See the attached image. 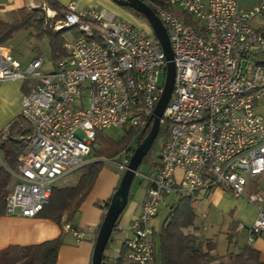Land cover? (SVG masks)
Returning a JSON list of instances; mask_svg holds the SVG:
<instances>
[{
  "label": "built area",
  "instance_id": "obj_1",
  "mask_svg": "<svg viewBox=\"0 0 264 264\" xmlns=\"http://www.w3.org/2000/svg\"><path fill=\"white\" fill-rule=\"evenodd\" d=\"M141 1L166 30L175 77L160 119L166 137L159 164L152 176H143L145 199L123 247L130 264H156L151 222L167 197L194 205L221 189L240 198L247 181L264 174V122L256 113L264 91V33L250 25L264 17V0L249 11L239 0H169L168 9ZM46 16L61 17L54 32L77 34L49 72H42L41 59L21 68L10 49L0 46V82L28 84L19 119L29 132L16 168L8 172L13 180L5 197L8 217L37 218L58 182L94 162L88 158L103 130L149 131L163 92L159 78L166 60L154 35L103 10H79L74 2ZM131 156L128 151L119 156L122 174ZM246 199L258 211L248 229L252 243L264 233V200L259 194ZM63 231L84 237L68 224Z\"/></svg>",
  "mask_w": 264,
  "mask_h": 264
},
{
  "label": "crops",
  "instance_id": "obj_2",
  "mask_svg": "<svg viewBox=\"0 0 264 264\" xmlns=\"http://www.w3.org/2000/svg\"><path fill=\"white\" fill-rule=\"evenodd\" d=\"M53 1L61 6L62 9L66 8L69 3L74 2L79 10H103L109 16L123 20L149 36L153 35L144 18L136 16L130 8H128V10H123L121 6L115 4L112 0ZM259 1L260 0H239V4L243 10L249 11L255 7ZM37 3H41L42 11H49L50 15L51 12L59 14L62 11L57 12L49 8L46 3L39 0H0V21L11 23L21 10L34 8ZM170 11L183 21L187 23L192 22L191 19L181 11L177 9H171ZM262 19L264 20V17ZM258 30L261 29L259 28ZM261 31L264 33V29ZM17 62L19 63V61ZM29 63L26 65L22 63L19 64L21 68H25ZM27 85V83L20 82H0V145L3 141L8 139L24 141L25 137L23 138V131L20 130L19 113L21 108V96L26 90ZM256 113L264 122V91L262 99L256 106ZM158 164L159 158L158 163L155 164L156 166L153 169L151 168L150 174L146 176H152ZM0 168H4L7 173L11 171L3 162L1 148ZM71 176L66 179L72 181L73 178ZM121 177L122 173L119 169L115 170L114 168L104 166L100 171L93 188L80 205L71 223V226L79 228L84 232V237L81 240L75 238L71 233L64 232L60 226L53 222L39 218L24 219L8 217L5 215V210H1L0 251L10 246L26 247L40 244L45 241L53 240L63 233L64 244L58 251L56 264H91L96 236L102 223L103 216L107 211V209L104 208V204L116 191ZM78 180L79 178L71 187L75 186ZM12 185L13 180L10 176V182L6 189L5 197L11 191ZM146 189L147 182L144 187L143 196L138 201H134L133 198L130 197L129 192L128 203L119 217L118 224L111 235L108 249L104 252V256L112 264L121 258V255H124V264H130L126 261L123 245L131 238L130 227L134 219L140 214L146 195ZM253 194L261 195L264 200V174L255 180L247 181L244 197L234 198L221 189H215L211 192L208 199L191 205L196 215L194 233L200 239L214 244L215 248L212 252L214 256L225 258L229 253H237L239 249L248 246L259 253L260 262L264 263V233L255 237L252 243L249 242L248 229L256 220L258 211L257 205L249 203L246 197ZM177 202L176 197H167L165 204L151 222V226L155 232L154 240L156 252L159 247L158 236L160 231L170 215L172 207H174ZM261 206L264 208V201ZM163 211L167 213L165 216L161 215ZM64 225L65 223L63 221L62 226ZM239 225L244 226V229L238 231L237 227ZM192 231L193 229L188 230V232ZM229 236L232 237V245L229 244ZM159 263V256L157 255L156 264Z\"/></svg>",
  "mask_w": 264,
  "mask_h": 264
},
{
  "label": "trees",
  "instance_id": "obj_3",
  "mask_svg": "<svg viewBox=\"0 0 264 264\" xmlns=\"http://www.w3.org/2000/svg\"><path fill=\"white\" fill-rule=\"evenodd\" d=\"M39 1L46 3L49 8L56 10L57 12L63 10L62 7L53 0ZM146 1L167 9L169 8V0ZM132 12L135 13L136 16L144 18L133 10ZM33 17V14L26 12V10H21L11 23L0 21V46L5 45L18 31L33 28ZM60 19L61 17L58 16L53 20L54 22L49 21V30H44L38 34V36L47 37L49 51L53 62H57L66 56L64 51L65 42L62 38V33L65 30L59 32H54L52 30L53 24L56 21H60ZM39 23H42V21L39 20ZM75 35L77 36V34ZM148 132L149 131L147 130L139 131L137 129H130L127 136L119 143H113L108 138L99 134L96 138L95 144L99 145L100 150L94 157L97 159L103 158L112 160L115 157H119L124 151L133 154L135 148L145 139ZM22 133L23 138L28 134V132ZM158 136L161 138L166 137V129L164 127L160 126ZM0 148L3 153L4 164L10 170H14L17 166V160L23 152L24 141L8 139L2 142ZM94 149L95 146L93 151ZM151 149L144 157L142 164L149 163ZM103 167L104 163L102 161L89 163L81 168L85 169V171L75 186L54 188L48 204L38 214L37 218L53 222L62 229L63 221L65 225H71L80 205L90 193ZM9 182V174L4 168H0V212L1 210H5L4 199ZM114 193L111 198L105 202L104 208L108 209ZM171 210L172 211L159 234V247L156 252V257L157 255L159 256V264H264L260 262L259 253L248 246L239 249L237 253H229L225 258L214 256L212 254L215 248L214 244L200 239L194 233L196 215L190 201L186 198H181ZM118 221L116 225L118 224ZM189 229H193V231L188 232ZM228 239L229 244L232 245V237L229 236ZM63 244L64 234L62 233L59 237L40 244L26 247L10 246L0 251V264H56L58 251ZM108 246L109 243L106 250L108 249ZM123 257L124 255H121V258H119L114 264H124ZM102 264L112 263L103 256Z\"/></svg>",
  "mask_w": 264,
  "mask_h": 264
},
{
  "label": "rangeland",
  "instance_id": "obj_4",
  "mask_svg": "<svg viewBox=\"0 0 264 264\" xmlns=\"http://www.w3.org/2000/svg\"><path fill=\"white\" fill-rule=\"evenodd\" d=\"M247 1V0H246ZM41 3H37L34 8L27 9L26 12L33 14L34 19V27L28 30H20L9 40L5 46L10 49L14 58L26 65L33 59H41L43 61L42 72H49L51 70V66L53 65V61L50 55L48 40L46 36H38V34L42 31L49 30V20L46 16V12L42 11ZM123 10H128V8L121 7ZM191 19V18H190ZM39 20L42 23H39ZM194 20V19H193ZM146 21V20H145ZM147 23V22H146ZM264 20L259 17H255L251 19L250 25L255 29H264L263 26ZM150 28L149 24L147 23ZM53 30V29H52ZM151 30V28H150ZM54 31V30H53ZM75 37V32L73 30H65L62 33V38L64 42L71 40ZM160 83H163L164 74L160 75ZM20 130L23 132H29L28 126L20 120ZM18 126V127H19ZM130 129L124 130L121 128H108L101 132V135L111 140L113 143L121 142L129 132ZM164 142V138L157 136L155 142L153 143L152 149L150 151L149 163H143L138 169V174L135 176V180L130 189V197L133 198L134 201H138L144 193V187L146 185V179L143 176L149 175L151 168L153 169L158 163V157L160 148L162 147V143ZM100 150L99 145L95 144V149L92 151V154L89 156V160L93 161H102L104 166L114 168L118 170L116 163L120 162L119 157H115L111 159H97L95 158V154ZM113 162V163H112ZM85 169H81L74 174H72V181H68V179L61 180L57 183L56 188H65L71 187L78 178L84 173ZM123 175V174H122ZM166 211L161 212L162 216H165ZM159 237V236H158ZM159 240V238H158Z\"/></svg>",
  "mask_w": 264,
  "mask_h": 264
},
{
  "label": "water",
  "instance_id": "obj_5",
  "mask_svg": "<svg viewBox=\"0 0 264 264\" xmlns=\"http://www.w3.org/2000/svg\"><path fill=\"white\" fill-rule=\"evenodd\" d=\"M112 1L121 7L130 8L134 12L144 17L146 22L149 24L153 35L161 46L166 60V68L163 80V92L155 108L151 128L145 139L135 148L127 169L120 179L119 185L99 227L93 248L91 264H102L104 252L110 241L111 235L114 232L116 223L128 203L129 192L135 176L137 175L138 169L158 136L160 129V119L162 118L172 94L175 77V70L172 63V55L168 36L166 30L163 28L161 22L155 16L153 11L141 0Z\"/></svg>",
  "mask_w": 264,
  "mask_h": 264
}]
</instances>
